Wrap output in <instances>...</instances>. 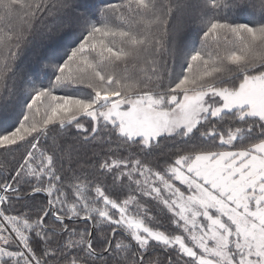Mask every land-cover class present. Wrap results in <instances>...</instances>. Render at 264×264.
<instances>
[{"label": "snow or ice", "instance_id": "snow-or-ice-1", "mask_svg": "<svg viewBox=\"0 0 264 264\" xmlns=\"http://www.w3.org/2000/svg\"><path fill=\"white\" fill-rule=\"evenodd\" d=\"M0 264H264V0H0Z\"/></svg>", "mask_w": 264, "mask_h": 264}]
</instances>
